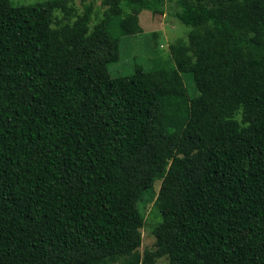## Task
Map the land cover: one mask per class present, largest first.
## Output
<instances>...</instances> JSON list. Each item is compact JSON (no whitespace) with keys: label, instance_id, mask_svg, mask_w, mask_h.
<instances>
[{"label":"trees","instance_id":"16d2710c","mask_svg":"<svg viewBox=\"0 0 264 264\" xmlns=\"http://www.w3.org/2000/svg\"><path fill=\"white\" fill-rule=\"evenodd\" d=\"M82 3L0 0V264H264V0ZM143 10L188 38L113 76Z\"/></svg>","mask_w":264,"mask_h":264},{"label":"rangeland","instance_id":"374dc122","mask_svg":"<svg viewBox=\"0 0 264 264\" xmlns=\"http://www.w3.org/2000/svg\"><path fill=\"white\" fill-rule=\"evenodd\" d=\"M16 5L36 3L40 0H13ZM83 0H69V4L75 7L76 14L83 12ZM87 2L94 1L96 5V14L93 24L97 23L104 12L103 0H86ZM67 17V14L62 10L55 11V20ZM76 17H71L70 21ZM140 24L144 29V33L132 37L124 38L122 44L121 59L111 64L110 70L113 76L131 75L134 72L135 66L141 64L146 68L156 65V61H169L170 45L178 40H187L188 32L191 29L182 21L176 18L173 14L165 13L153 14L150 10H143L140 14ZM153 33H156L153 35ZM116 41L107 44V49L111 52V56L116 58ZM156 58V59H155ZM189 93H193L195 87L191 77L187 79ZM146 226L142 229L143 242L141 252L147 249H153L155 244V236L153 234V225L158 220V216L154 211L153 204L147 209ZM166 258H161L157 264H166Z\"/></svg>","mask_w":264,"mask_h":264}]
</instances>
